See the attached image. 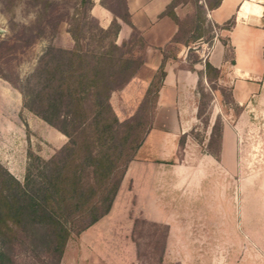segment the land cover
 <instances>
[{"label": "rangeland", "instance_id": "374dc122", "mask_svg": "<svg viewBox=\"0 0 264 264\" xmlns=\"http://www.w3.org/2000/svg\"><path fill=\"white\" fill-rule=\"evenodd\" d=\"M92 1V5L104 6L103 2L114 11L119 10L117 0ZM78 3L79 0H51L40 16L45 31L33 39L39 27L30 30L27 26L37 18L35 0H0V162L19 180L24 178L29 149L48 158L67 140V136L24 107L22 95L12 82L20 83L34 69L48 45H73L67 30V14ZM178 3H181L180 30L177 41L167 48L168 55L181 44L194 42L191 41L195 14L193 0H179ZM21 4L24 7L17 11ZM90 12L93 14L91 8ZM54 24L55 30L52 29ZM206 27L204 22L199 30L203 32ZM208 34L204 32L200 38L203 41L199 50L201 58L207 52ZM121 44L126 55L140 60L142 45L135 34ZM192 50L187 52L186 62L182 65L190 66V62L196 59L198 54ZM231 54L230 51L225 53L228 61ZM219 76L214 88L201 80L196 102L200 113L186 129L182 142L178 144L176 158L167 166L172 168L171 164H183L185 169L180 177L170 171L171 177L165 181L157 179L153 184L155 201L164 208L166 206L167 212H155L151 207H147L150 209L145 213L136 212L138 196L134 200L128 182L116 200L114 213L99 221L106 231L103 236L109 239L108 244L102 243L100 248L103 253L110 254V262L264 264V52L253 78L238 77L235 81L228 70ZM112 99L116 104L115 93ZM141 101L142 98L133 111L137 113L133 119L138 121L134 126L138 135L147 129L153 108L151 100ZM132 114L117 118L124 120ZM216 115L226 127L221 128L218 159L207 153L205 146ZM195 167L198 171L193 173L191 169ZM134 218L167 222L169 228L160 261L157 260L158 250L151 241L160 239L163 228L138 222L132 229ZM88 234L89 231L84 237ZM132 236L140 243L139 255L132 250ZM74 239L69 245V252L73 254L71 260L76 255ZM92 251L90 245L86 252ZM15 252L17 264L42 263L24 246L17 247ZM63 262L69 264L67 259Z\"/></svg>", "mask_w": 264, "mask_h": 264}, {"label": "trees", "instance_id": "16d2710c", "mask_svg": "<svg viewBox=\"0 0 264 264\" xmlns=\"http://www.w3.org/2000/svg\"><path fill=\"white\" fill-rule=\"evenodd\" d=\"M51 0H35L37 18L27 26L39 27L34 38L42 35L45 26L41 14ZM179 0L170 1L164 8L177 23L178 29L166 45L177 41L180 30L178 18L172 6ZM119 10L113 12L110 23L103 27L91 14L92 0H79L68 12V32L73 39L70 47L48 45L39 56L34 69L20 83L12 84L22 95L23 106L67 136V140L48 158L28 150V161L23 180H19L0 162V263L17 264V247L24 246L41 264H59L70 238H77L82 231L107 214L126 166L133 158L151 123L138 135L134 126L137 113L118 120L110 102V95L119 89L131 76L139 60L124 53L121 43L115 41L119 28L117 18L128 23L129 13L124 0H117ZM219 0H193L194 18L191 41L198 40L202 33H209L210 44L215 28H228L232 18L222 25L213 24L206 18V8L217 5ZM264 6V4H263ZM199 13V17L197 14ZM206 28L201 32L202 23ZM56 24L52 26L55 30ZM142 40L132 27L129 37ZM226 51L232 53L227 37H219ZM185 45H190L184 43ZM190 46L188 51L190 50ZM165 48L161 62L147 86L142 101H154L164 76ZM195 60H198L196 58ZM230 62L233 61L232 54ZM197 69V92L202 79L214 88L219 70L206 59ZM223 91V88H221ZM141 104V103H140ZM138 109V108H137ZM153 110V108H152ZM200 113L197 105L196 115ZM222 123L215 116L208 134L206 152L219 158ZM184 133L179 135L178 144ZM138 222L153 227L161 226L162 235L152 242L161 260L166 223L134 218L132 229ZM135 253L139 255L140 243L132 236Z\"/></svg>", "mask_w": 264, "mask_h": 264}, {"label": "crops", "instance_id": "0c3cea01", "mask_svg": "<svg viewBox=\"0 0 264 264\" xmlns=\"http://www.w3.org/2000/svg\"><path fill=\"white\" fill-rule=\"evenodd\" d=\"M170 1L172 0H124L131 24L117 18L119 28L115 41L128 39L133 27L138 32L143 45L139 51L138 66L129 79L119 89L113 91L110 97L114 112L119 118L129 116L135 110L161 62L164 48L167 51L166 45L178 29L176 21L163 12ZM180 4L177 2L172 6L177 18H179ZM263 4L264 0H219L217 5L206 8V18L218 25L232 18V23L228 28L214 29V36L208 45L205 57L201 58L199 54V50L203 47L201 39L191 45L181 44L173 54L167 55L163 65L164 76L157 90L150 126L126 166L109 212L74 239L77 244L74 260L70 259L73 254L69 252L70 240L73 238L68 240L61 264H65L63 261L66 259L69 264H114L110 262V254L103 253V248H100L102 243L108 244L109 239L103 236L106 231L99 221L106 215L114 213L116 200L123 185L128 182L134 200L138 196L136 212L145 213L150 209L147 207H151L155 212H167L166 206L164 208L155 201L153 184L157 179L165 181L166 178L171 177L170 171L180 177L185 169L183 164H171L172 168L167 166L171 159L176 158L178 136L185 133L196 118L198 97L196 70L202 68V62L206 59L218 68L220 75L227 73L228 70L235 81L238 77L245 80L253 78L259 69V61L261 62L264 52ZM91 11L98 18L101 26L106 27L110 23L112 13L106 7L95 3ZM220 36L227 37L232 47V62L224 58V46L219 39ZM71 41H73L72 37ZM189 46L198 54L196 57L198 60H193L190 66H185L181 63L186 62ZM114 93L118 98L116 104L112 99ZM221 128L226 127L222 125ZM191 170L193 173L198 171L196 167ZM96 224L102 229L99 230ZM92 228L94 230L91 232ZM88 231L89 234L84 237ZM130 243L135 252L134 244L132 241ZM90 245L94 251L87 253L86 250Z\"/></svg>", "mask_w": 264, "mask_h": 264}, {"label": "clouds", "instance_id": "9594fccd", "mask_svg": "<svg viewBox=\"0 0 264 264\" xmlns=\"http://www.w3.org/2000/svg\"><path fill=\"white\" fill-rule=\"evenodd\" d=\"M24 7V5L23 4H21V5H19V7H18V9H17V11H19L21 8H23ZM33 19L35 18L34 16L32 17Z\"/></svg>", "mask_w": 264, "mask_h": 264}]
</instances>
